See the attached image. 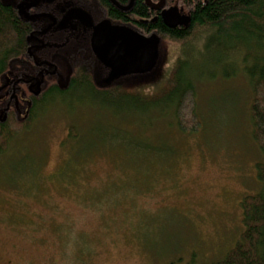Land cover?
<instances>
[{"label":"rangeland","instance_id":"1","mask_svg":"<svg viewBox=\"0 0 264 264\" xmlns=\"http://www.w3.org/2000/svg\"><path fill=\"white\" fill-rule=\"evenodd\" d=\"M198 40L190 41L196 52ZM185 43L162 39L153 70L127 87L145 97L164 91ZM220 78L198 84L203 126L192 135L158 109L112 119L113 109L82 95L49 104L0 158V264L221 259L239 238L241 199L259 190L261 154L251 137L247 82ZM70 124L80 143L69 149L62 141Z\"/></svg>","mask_w":264,"mask_h":264},{"label":"trees","instance_id":"2","mask_svg":"<svg viewBox=\"0 0 264 264\" xmlns=\"http://www.w3.org/2000/svg\"><path fill=\"white\" fill-rule=\"evenodd\" d=\"M129 1L114 0L119 7ZM170 7L189 17L186 28L165 26L160 11L151 10L145 0H133L126 11L110 0H0V158L16 137L48 113L49 104L81 95L113 109L112 119L125 110L145 116L158 109L161 117L171 114L180 133L195 134L203 126L199 82L241 75L250 89L251 137L261 154L254 165L259 190L239 203L237 241L221 259L207 264H264V0H165L164 9ZM72 11L83 13L85 21ZM66 17L68 23L57 27ZM104 21L144 37L156 36L158 51L162 39L186 42L164 91L145 97L127 87L128 82L136 86L139 75L110 76L91 41L92 28ZM195 34L201 42L198 52L192 49L197 44L190 42ZM67 137L69 143L62 141V147L79 145L74 124L68 126ZM83 160L70 171V180ZM187 264L196 263L190 259Z\"/></svg>","mask_w":264,"mask_h":264},{"label":"water","instance_id":"3","mask_svg":"<svg viewBox=\"0 0 264 264\" xmlns=\"http://www.w3.org/2000/svg\"><path fill=\"white\" fill-rule=\"evenodd\" d=\"M110 1L123 11L128 10L132 4L119 7L114 0ZM145 2L151 10L160 11V18L168 28H186L189 25L190 19L182 10L177 7L164 9L165 0H159L157 4L150 0ZM71 15L82 21L86 19L79 11H72ZM91 41L95 54L109 69L112 78L147 74L156 65L159 40L154 35L144 37L129 28L113 26L104 21L93 28Z\"/></svg>","mask_w":264,"mask_h":264},{"label":"flooded vegetation","instance_id":"4","mask_svg":"<svg viewBox=\"0 0 264 264\" xmlns=\"http://www.w3.org/2000/svg\"><path fill=\"white\" fill-rule=\"evenodd\" d=\"M132 2H133V0H130L129 3H128L126 6H122V7H127V6H128L130 3H132ZM131 5H132V4H131ZM95 26H96V25H95ZM95 26H94V27H95ZM94 27H93V28H94ZM93 28H92V33H93Z\"/></svg>","mask_w":264,"mask_h":264}]
</instances>
